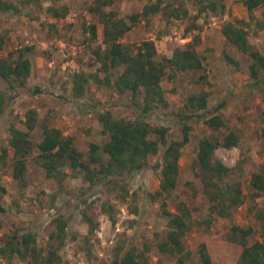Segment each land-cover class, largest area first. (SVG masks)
Listing matches in <instances>:
<instances>
[{
    "label": "rangeland",
    "instance_id": "374dc122",
    "mask_svg": "<svg viewBox=\"0 0 264 264\" xmlns=\"http://www.w3.org/2000/svg\"><path fill=\"white\" fill-rule=\"evenodd\" d=\"M155 1L119 0L112 9L125 18ZM164 1L169 4L167 11L134 24L122 42L134 49L145 39L158 40L162 45L154 46L161 60L171 57L175 49L186 43L185 38L191 41L198 35L200 43L196 50L207 55L208 63L199 71L176 72L165 77L161 87L167 106L147 115H139L132 105L141 103L142 95L133 98L130 93L119 94L112 87L121 70H112L110 84L99 71L92 50L102 46V24L87 12L92 0H41L39 6H19L18 12L0 13V34L7 37L0 56L16 57L19 49L32 48L26 53L32 65L26 85L13 90L0 80V91L8 98L0 116V153L2 149L8 150V157L0 161V185L5 189L0 239L13 233L32 232L36 248L46 249L52 221L61 215L68 221L61 264H113L117 256L132 249L142 254V264H175V259L158 252L157 246L168 230V218L163 211L178 213L179 204L184 203L191 212L189 231L183 238L185 250L190 253L185 264H200L198 250L203 244L212 264H236L242 247L238 241L229 240L233 227L252 229L245 239L247 245L264 243L260 219L264 214V194L252 197L249 186L251 175L264 169V85H253L250 59L228 44L222 34L226 23L241 21L239 25L247 31L249 44L264 56V30L255 23L262 19L264 7L255 10L251 19L243 0H206L216 2V13L199 10L198 0ZM219 4L224 6L222 11ZM51 5H66L67 15L63 19L48 18L45 9ZM176 13L178 17L174 16ZM92 23L97 25L94 42L89 41V34L83 30L84 25ZM164 52L167 56L162 55ZM74 73L98 78L97 81L89 78L84 96L78 99L72 93ZM259 79H264V70L259 72ZM34 88L41 93L31 94ZM200 93L207 95L206 109L183 121L181 117L190 113L186 105L188 97ZM225 100L223 108L214 110ZM31 109L36 111L37 121L28 132L24 121ZM106 111L114 118L142 119L151 126L164 127L169 130L168 142L182 141L183 129H187L188 142L180 150L179 172L171 192L158 193L160 168L154 166L161 163L162 146L156 155L148 157L145 167L113 177L114 182L110 183L90 185L69 169H65L67 176L61 182L48 178L35 160L37 150L26 159L23 180L13 179V150L8 147L10 127L28 132L33 145L41 141L44 126L57 128L73 139L87 162L89 145L101 146L107 141L97 118ZM216 116L222 126L209 128L205 121ZM229 133L237 137L236 146L219 147L213 157L231 170L225 182H238L244 201L229 218L203 224L209 204L199 176L198 144L203 138L222 142ZM0 264L33 263L14 256L10 263L0 259Z\"/></svg>",
    "mask_w": 264,
    "mask_h": 264
},
{
    "label": "trees",
    "instance_id": "16d2710c",
    "mask_svg": "<svg viewBox=\"0 0 264 264\" xmlns=\"http://www.w3.org/2000/svg\"><path fill=\"white\" fill-rule=\"evenodd\" d=\"M119 0H92L87 7L89 14L97 17L102 24L101 45L92 50L95 61L99 64V71L104 74V81L110 84L112 70H121L112 83V87L119 93H130L133 98L142 95V102L132 104L139 115H147L158 107L167 106L164 91L161 87L162 80L167 76H174L177 72L199 71L208 63L207 55L199 54L196 47L200 43L198 35L193 36L191 41L175 49L169 58L156 59V49L150 40L141 41L134 49L122 42L124 35L131 27L142 19L160 14L169 9V4L164 0H156L154 3L143 6L140 12L125 18L119 17L117 12L110 7ZM41 0H0V13L18 12L19 6H39ZM199 10H209L216 13L218 10L215 1L198 0ZM243 5L253 19V12L264 7V0H243ZM222 11L223 4H219ZM46 16L51 19H63L67 13L66 5H51L45 9ZM186 14L185 11L182 12ZM175 17L179 15L174 14ZM256 26L264 30V12L262 19L255 22ZM241 21L228 22L222 27V34L228 44L235 47L239 52L248 56L250 78L253 85H264V79H259V72L264 70V56L256 48L252 47L247 39V31L239 25ZM248 24H245L247 26ZM85 32L89 34V41L97 39V25L92 23L84 25ZM7 37L0 34V51L6 44ZM32 48L26 47L18 50L16 57L9 55L0 56V80L7 83L10 89L23 88L30 77L32 65L26 53ZM170 72V74L167 73ZM98 80L97 76L85 73H74L71 76L73 83L72 93L75 98H82L85 93V85L89 78ZM41 93L34 88L31 94ZM207 95L200 93L191 95L187 99L189 115L181 117L187 121L196 117V113L207 107ZM7 96L0 91V116L3 114ZM226 100L217 104L214 110L223 108ZM131 105V106H132ZM138 107V108H137ZM101 124V132L107 136L103 145H89L88 161H83L82 153L74 145L73 139L64 136L57 128L43 127L42 139L37 145H33L28 137L37 121L35 110H28L25 114L24 125L28 132H22L15 127L9 129L8 147L13 150L12 177L22 181L26 169V159L37 150L36 162L45 171L48 178L58 182L63 181L69 169L75 175L82 176L83 180L90 185L114 182L113 177H121L131 174L145 167L149 156L156 155L163 147L161 163L154 168L159 170V195L171 192L177 181L179 172L180 150L188 142L187 129H183L182 141H170L169 130L164 127L149 125L142 119L126 120L114 118L106 111L98 115ZM209 128H219L222 121L218 116L205 121ZM237 144V137L229 133L222 142L210 138H203L198 144L197 163L200 172V180L203 185L205 198L209 204L208 217L205 222L210 224L216 219L229 218L234 209L243 204L244 197L241 186L237 183H226L225 179L231 170L220 161L215 160L213 155L217 148L230 149ZM8 157V150L2 149L0 161ZM96 165V168H92ZM249 186L252 197L264 194V169L251 175ZM5 189L0 185V212L2 195ZM163 214L167 219V235L163 242L157 246L158 252L175 259V264H185L190 253L185 250L183 238L189 231L191 212L184 203L178 206V213H170L166 210ZM262 229L264 231V214L260 215ZM204 224V223H203ZM53 230L49 234L46 249H37L35 236L32 232L24 234L13 233L0 239V259L10 263L14 256L21 259H29L33 264H61L60 252L65 246L68 235V221L64 216H57L52 221ZM252 233L251 228H232L231 241H238L242 247L236 264H264V243L254 242L247 245L245 239ZM45 254L43 255V253ZM200 264H212L206 246L203 244L198 250ZM143 256L136 249L128 250L122 256H117L113 264H142Z\"/></svg>",
    "mask_w": 264,
    "mask_h": 264
},
{
    "label": "crops",
    "instance_id": "0c3cea01",
    "mask_svg": "<svg viewBox=\"0 0 264 264\" xmlns=\"http://www.w3.org/2000/svg\"><path fill=\"white\" fill-rule=\"evenodd\" d=\"M115 3H117V2H115ZM115 3H114V4H115ZM114 4H113V5H114ZM113 5L110 7L111 10H113V9H112ZM113 11H115V10H113ZM144 21H145V19H142V22H144ZM145 40H150V41H152V42L154 43V45L156 46V48H157V45H158V44L162 45V42H159L158 40H154L153 38H152V39H151V38H150V39H145ZM183 41H185V42L187 43V42H189L190 40H189L188 38H185ZM165 50L167 51V48H166ZM156 52H157V54H160V52H159L158 49L156 50ZM162 55L167 56V52H166V53L164 52V54H162ZM159 58H160L159 56H158V57L156 56V59H157V60H159ZM163 58H167V57H163ZM187 72H188V71H187Z\"/></svg>",
    "mask_w": 264,
    "mask_h": 264
}]
</instances>
